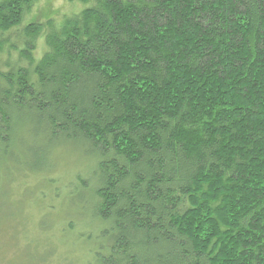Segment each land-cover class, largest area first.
Here are the masks:
<instances>
[{
    "label": "trees",
    "instance_id": "trees-1",
    "mask_svg": "<svg viewBox=\"0 0 264 264\" xmlns=\"http://www.w3.org/2000/svg\"><path fill=\"white\" fill-rule=\"evenodd\" d=\"M38 1L0 0V164L77 209L75 264H264V0H76L39 59Z\"/></svg>",
    "mask_w": 264,
    "mask_h": 264
},
{
    "label": "rangeland",
    "instance_id": "rangeland-1",
    "mask_svg": "<svg viewBox=\"0 0 264 264\" xmlns=\"http://www.w3.org/2000/svg\"><path fill=\"white\" fill-rule=\"evenodd\" d=\"M88 7L90 4L76 0H39L26 12L22 26L42 25V35L37 40L38 59L45 51L44 36L52 29L59 30L65 19L79 15ZM62 158L54 172L59 178H54L55 186H68L79 172L87 177L89 168L80 164L83 159L79 154L66 151ZM8 168L0 164V264H49L48 257L52 253L58 262L68 258L75 264L77 257L83 255L76 241L78 234L82 232L80 230H90L80 227L82 221L79 220L76 222L78 226L66 231L65 235H62L61 228L66 225L65 215L77 218V209L70 205L69 199L64 204L51 203L47 192L41 191L45 186L40 177L47 175L24 177ZM52 205L57 208L49 214ZM49 222L58 224L51 228V233L45 228Z\"/></svg>",
    "mask_w": 264,
    "mask_h": 264
}]
</instances>
